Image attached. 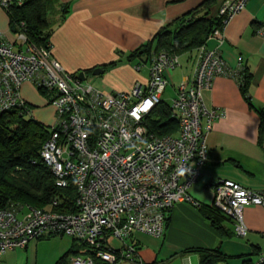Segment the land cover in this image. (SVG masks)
Wrapping results in <instances>:
<instances>
[{"label":"built area","instance_id":"obj_1","mask_svg":"<svg viewBox=\"0 0 264 264\" xmlns=\"http://www.w3.org/2000/svg\"><path fill=\"white\" fill-rule=\"evenodd\" d=\"M29 0H0L8 15ZM249 0H225L217 10L220 28L196 49L193 69L175 91L170 109L178 123L176 134L157 137L144 126L168 86L166 74L180 66V57L159 52L148 61L146 85L130 93L103 92L67 73L52 57L51 47L30 44L24 23L12 33L14 44L0 35V113L23 108L21 88L31 84L43 91L54 110L55 121L40 151L55 187L72 185L76 199L72 213H60L57 201L48 209H0V258L9 251L25 250L33 241L66 237L84 250L69 258L70 264L133 263L135 246L126 241L135 235L162 239L168 216L179 203L198 205L188 190L197 183L207 161V140L212 124L224 117L220 108H208L203 93L218 77H238L229 72L218 47L223 31ZM257 34L264 37V25ZM142 66L134 67L136 72ZM213 209L231 222L233 236L246 239L243 211L264 209V194L243 189L231 181L213 188ZM264 239V235H262ZM112 241L121 245L110 247ZM218 264H224L220 262ZM256 264H264L262 253Z\"/></svg>","mask_w":264,"mask_h":264},{"label":"crops","instance_id":"obj_2","mask_svg":"<svg viewBox=\"0 0 264 264\" xmlns=\"http://www.w3.org/2000/svg\"><path fill=\"white\" fill-rule=\"evenodd\" d=\"M204 0H67L58 8V19L52 25V57L71 75L84 73L83 82L108 93L131 92L136 84L146 85L148 64L128 56L153 42L159 30L197 8ZM225 0H214L212 14H217ZM63 14V18H61ZM61 19V20H60ZM49 22V21H48ZM264 25V0H249L223 31V41L206 43L218 47L229 72L243 69V75L218 77L212 88L203 93L208 108H220L224 117L212 124L207 140V161L196 184L188 194L198 205L179 203L168 216L162 239L135 235L126 245H134L133 263L121 264H200V252L217 251L224 264H256L264 251L257 242L264 241V209L247 207L243 211L248 229L246 239L233 236L231 222L223 215L213 225L212 216L216 184L231 181L243 189L264 194V136L260 135V117L264 112V37L257 34ZM0 35L10 44L15 37L9 29L8 16L0 9ZM154 48V45H153ZM152 48V51H153ZM196 50L181 55L180 66L166 74L168 91H175L193 69ZM141 65L139 72L134 67ZM102 73L92 75L93 71ZM247 78V96L241 90ZM88 76L94 78L87 82ZM31 84L21 88V98L30 108L35 121L49 128L54 110ZM162 95V97H163ZM176 134V133H175ZM31 242L25 250H14L0 258V264H42L43 256L53 250L46 264H70L64 259L74 251L72 242L59 251L51 242ZM110 247L121 245L112 241ZM220 263V262H219Z\"/></svg>","mask_w":264,"mask_h":264},{"label":"trees","instance_id":"obj_3","mask_svg":"<svg viewBox=\"0 0 264 264\" xmlns=\"http://www.w3.org/2000/svg\"><path fill=\"white\" fill-rule=\"evenodd\" d=\"M55 1L29 0L21 8H11L7 15L10 32L14 33L15 27L24 23L30 44L51 47L52 25L48 22V12ZM214 3V0H204L194 10L161 28L153 42L131 53L128 60L137 58L140 64L146 65L150 57L159 52L181 56L198 49L205 44L214 29L220 28V19L217 14H212ZM245 77L241 90L248 100ZM258 115L261 121L260 135L264 136V112ZM144 126L157 137L170 136L178 130L170 106H165L163 102L145 119ZM48 137L49 128L35 121L32 116H27L23 108L0 113V209H45L57 201V211L60 213L74 211L76 194L73 186L56 188L52 174L41 162L40 151ZM211 212L216 227L217 217L222 215L214 209ZM72 245L74 251L68 252L64 259L80 253L82 247L74 241ZM200 259V264H218L222 260L217 251H202Z\"/></svg>","mask_w":264,"mask_h":264},{"label":"rangeland","instance_id":"obj_4","mask_svg":"<svg viewBox=\"0 0 264 264\" xmlns=\"http://www.w3.org/2000/svg\"><path fill=\"white\" fill-rule=\"evenodd\" d=\"M67 0H56L55 1V3L50 7V9H49V12H48V21L50 22V23H54L55 21H57V19H58V8L60 7V9L63 7V5H64V3L66 2ZM93 80H94V78H92L91 76H88V79H87V82H90V83H92V84H94L93 83ZM41 93H42V97H43V99L44 100H46V102L48 101V98H47V95L43 92V91H40ZM40 93V94H41ZM172 99L173 98H171V94H170V92H166L164 95H163V97H162V102H163V104L165 105V106H167V107H169L170 105H171V101H172ZM29 110H30V108H29ZM54 121H55V118H54ZM54 123V122H53ZM46 209H48V207H45ZM46 241H49V242H51V245H49V247H50V249H55V250H59V251H61V250H63V249H65L68 245H69V242H72V240L71 239H69V238H66V237H62V238H60V237H56V238H50V239H48V240H46ZM258 243V245L260 246V250L261 251H264V241H259V242H257ZM78 248V247H77ZM79 249V248H78ZM80 251H83L84 249L82 248V249H79ZM53 252V250H49L48 251V254H45L44 256H43V262H42V264H46V263H48L49 262V257L51 256V254L50 253H52ZM25 262H26V260H24L23 262H22V264H25Z\"/></svg>","mask_w":264,"mask_h":264},{"label":"water","instance_id":"obj_5","mask_svg":"<svg viewBox=\"0 0 264 264\" xmlns=\"http://www.w3.org/2000/svg\"><path fill=\"white\" fill-rule=\"evenodd\" d=\"M101 73H102V71L99 70V69H97V70L93 71L92 75H98V74H101ZM78 79H79L81 82H83V81L85 80L84 73H79V75H78Z\"/></svg>","mask_w":264,"mask_h":264}]
</instances>
